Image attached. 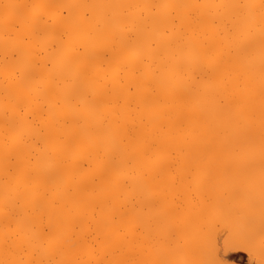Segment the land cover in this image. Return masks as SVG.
Segmentation results:
<instances>
[{"label":"bare ground","instance_id":"6f19581e","mask_svg":"<svg viewBox=\"0 0 264 264\" xmlns=\"http://www.w3.org/2000/svg\"><path fill=\"white\" fill-rule=\"evenodd\" d=\"M217 225L264 257V0H0V264L156 230V264H238Z\"/></svg>","mask_w":264,"mask_h":264},{"label":"rangeland","instance_id":"374dc122","mask_svg":"<svg viewBox=\"0 0 264 264\" xmlns=\"http://www.w3.org/2000/svg\"><path fill=\"white\" fill-rule=\"evenodd\" d=\"M188 209V206H186V210ZM134 218V217H133ZM220 227V225H217L216 226V228L218 229V234H217V236H216V246H217V248H219L218 249V251H217V254H218V258H219V260L220 261H224V262H236V263H238V264H264V260L263 261H261L262 259H264V257L263 256H261L260 255V257H262V258H260L259 257V254L258 255H256L257 253H252V252H249V251H233V250H226V248H225V246H224V244H223V240H224V237H225V233L223 232V231H220L219 228ZM150 232V231H149ZM155 232H157L156 233V235L154 234H152V231H151V235H149V236H147L148 237V239H150V237L153 235V238L151 237V239H152V241H153V239H154V241L156 242V239H158V238H160V240L162 241L163 239L161 238V236L158 234L159 233V230H156ZM153 233H154V231H153ZM262 236H261V238L262 237H264L263 235H264V233L263 234H261ZM176 236V235H175ZM175 236L174 235H172V237L173 238H175ZM155 237H157L156 239H155ZM177 237V236H176ZM180 238L181 237H177L176 239H174V240H176V241H172V242H175V243H172L171 242V240H172V238L170 239V242L168 241L167 243H165L166 242V239L163 241V242H161L160 244H159V246H158V248L159 247H161V249H162V251H161V249H159V254H161L162 255V253L161 252H164L165 253V250L167 251V249L168 248H170V249H172L173 247H175V245H177V243H180L179 241H177V240H180ZM148 239L146 240V243H148V245H146V248H147V246H149L148 247V249H146V250H149V248L150 247H155L156 248V250L158 249L157 248V246H152V244L153 243H155L154 241H153V243H152V241H149L150 243H152L151 244V246L149 245L150 243L149 242H147L148 241ZM181 239H183L182 240V242L183 241H185L184 239H185V237H182ZM218 239V240H217ZM159 240V239H158ZM263 241H264V238L262 239ZM181 242V243H182ZM158 244V243H157ZM167 246V249H164V251H163V247H166ZM154 248V249H155ZM153 248H152V250H149V251H151V253H153L152 255H154V253L156 254L157 253V251L155 252V250H154ZM169 250V249H168ZM147 254H148V251H147ZM150 255V256H149ZM150 253L147 255V264L148 263H150L151 262V264H153V263H155L156 264V262H154L155 260L154 259H152L154 256H152ZM157 255V254H156ZM160 255V256H161ZM250 256V257H249ZM254 256H256V257H254ZM151 257V258H150ZM162 257V256H161ZM254 257V258H253ZM163 258H164V256H163ZM166 258L167 257H165V260L163 261V262H165V264L167 263H169V262H167V261H169V258H168V260H166ZM259 258H260V260H259ZM156 259V258H155ZM157 259L159 260V258L157 257ZM157 259H156V261H157ZM257 259V260H256ZM256 260V261H255ZM259 260V261H258ZM162 262V263H163ZM207 263V264H211V261H210V263H208L209 261L207 260H203V263ZM263 262V263H262ZM160 263H161V261H160ZM164 264V263H163Z\"/></svg>","mask_w":264,"mask_h":264}]
</instances>
